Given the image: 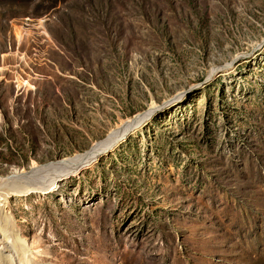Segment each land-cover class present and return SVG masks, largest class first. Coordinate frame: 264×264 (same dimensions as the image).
<instances>
[{
	"label": "rangeland",
	"instance_id": "374dc122",
	"mask_svg": "<svg viewBox=\"0 0 264 264\" xmlns=\"http://www.w3.org/2000/svg\"><path fill=\"white\" fill-rule=\"evenodd\" d=\"M0 181V264H264V0H0Z\"/></svg>",
	"mask_w": 264,
	"mask_h": 264
},
{
	"label": "bare ground",
	"instance_id": "6f19581e",
	"mask_svg": "<svg viewBox=\"0 0 264 264\" xmlns=\"http://www.w3.org/2000/svg\"><path fill=\"white\" fill-rule=\"evenodd\" d=\"M120 132L121 131H117L115 133L111 132V134H109L104 140L95 143L90 149H88V151H86L82 154H77V155H73L71 157L68 156V157H64L62 159L48 161L42 165H40L37 160L32 159L31 163H30V168L36 169L38 167V168H41L44 170L45 169L52 170V169H57V168H59V169L60 168H66L68 170L66 171V173L64 172L62 175H65V176L71 175V174H72V176L76 175L84 168L93 167L95 162H97V160L101 156L100 153H101V148H103V146H105L107 143L111 144L115 140L119 141L126 135L125 132L124 133H120ZM12 179H14L13 176L10 178H7V180L2 182V187H4L5 189H12L13 187L10 188L11 183H10V186H8L9 182L12 181ZM8 180H9V182H7ZM14 185H17V184H14Z\"/></svg>",
	"mask_w": 264,
	"mask_h": 264
}]
</instances>
